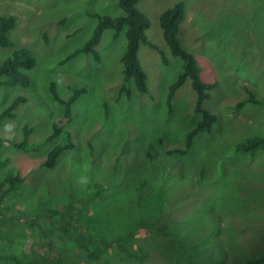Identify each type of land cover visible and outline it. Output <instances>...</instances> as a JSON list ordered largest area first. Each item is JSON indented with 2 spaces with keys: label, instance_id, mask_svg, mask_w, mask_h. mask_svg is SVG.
<instances>
[{
  "label": "rangeland",
  "instance_id": "374dc122",
  "mask_svg": "<svg viewBox=\"0 0 264 264\" xmlns=\"http://www.w3.org/2000/svg\"><path fill=\"white\" fill-rule=\"evenodd\" d=\"M179 1L185 4L180 44L195 56L201 79L216 83L203 101L216 121L209 131L196 134L187 154L163 156L166 149L183 147L187 132L200 119L189 78L167 106L168 88L182 72L183 60L170 53L159 15ZM138 9L149 21L147 40L163 54L140 45L138 60L148 91L128 85L127 97L119 96L125 29L117 37L110 29L104 31L95 47L97 60L81 53L60 64L90 37L97 19L89 14L120 15L118 0H0V15L16 18L9 33L13 46L0 47V62L22 47L36 59L27 71V86L0 85V113L17 96L25 98L13 117H0V180L15 173L25 177L17 190L3 196L0 190V256L30 264H41V255L52 257L39 227L27 225L38 209L48 204L61 209L64 201L69 211L81 203L82 218L92 214V206L101 209L99 231L104 237L168 212L177 237L161 238L156 227L141 224L126 235L122 250L110 258L101 255L102 264L136 263L125 250L132 242L143 246L137 255L145 257L144 264H246L264 255V151H235L244 139L264 136V0H141ZM51 82L63 100L73 88L85 91L64 122L73 147L53 167H42L46 150L62 139L44 142L64 112L53 99ZM248 91L258 103L248 101ZM25 127L31 129L28 145L41 146L38 151L25 153L13 146ZM148 151L157 156L148 157ZM96 186L108 191L88 201L93 189L101 191ZM44 220L39 218L38 225ZM60 243L55 240L56 247ZM78 259L87 264L84 257Z\"/></svg>",
  "mask_w": 264,
  "mask_h": 264
},
{
  "label": "trees",
  "instance_id": "16d2710c",
  "mask_svg": "<svg viewBox=\"0 0 264 264\" xmlns=\"http://www.w3.org/2000/svg\"><path fill=\"white\" fill-rule=\"evenodd\" d=\"M140 1L141 0H118V5L122 10V13L114 17L106 14L90 13L89 16L97 19V24L94 27L90 37L81 47L75 49L62 58L60 64L71 60L81 53L91 54L93 58L97 60L98 53L95 47L98 45V42L100 41L104 31L106 29H110L113 31L114 37H117L120 31L125 29L126 47L121 57V62L123 65V82L119 89V96L125 94L127 97H129L130 94L128 85H134L138 91L146 93L148 91L147 76L139 64V47L140 45L144 44L157 50L161 55L163 52L159 47L147 40L145 31L149 27V21L148 18L138 9V3ZM184 9V2L179 1L172 7L162 11L159 15V25L162 30L163 39L169 48L170 53L173 56H178L183 60L182 72L179 74L176 81H174L168 88L167 106L168 108L171 107L170 103L175 91L184 83L187 78H189L191 87L196 93L194 111L195 113L199 114L200 119H198L194 127L187 132L183 147L166 149L163 156H182L187 154L192 148L196 134H198L201 130L209 131L210 127L216 121V116L203 107V101L210 97L208 92L215 88L216 83H208L201 79L200 68L197 64L195 56L183 48L180 44L181 42L178 37V32L180 29V24L184 19ZM15 24L16 18L14 15H0V47L13 46V43L9 37V33L14 28ZM163 60L166 62L164 57ZM35 63L36 59L30 49L22 47L14 51L11 56L3 59L0 62V85L27 86L29 84L27 71L30 70L35 65ZM50 91L52 93L53 99L63 105L64 112L60 116V119L57 120L58 123L53 122V130L51 134L46 137L44 142H50L59 136L62 139L51 148L46 150L45 159L41 163L42 167H53L62 152L73 147L71 135L69 131L65 130L64 122H68V120L71 119L72 104L82 93H84L85 89L83 87L73 88L71 90L72 94L67 100L59 98L52 82L50 83ZM248 95V101H251L252 103L259 102L251 91H248ZM24 100L25 98L22 96H17L14 98L12 102H10L8 106L0 113V117H13L14 110L16 109L17 105ZM243 103L244 101L239 102L238 106L242 105ZM30 132L31 129L25 127L23 138L18 142H13V146L17 150L25 153L35 152L41 147L36 145L31 148V146L28 145V137ZM258 150L264 151V136L259 134L258 136L248 137L235 145V151L238 153H254ZM156 153L157 152L151 153L148 151L147 156L153 158L157 156ZM24 178L18 173L5 175L4 178L0 180V190L2 191L1 196L17 190L21 183H23ZM90 181L92 183L94 182L93 176L91 177ZM141 186H144V181L142 180L140 181L138 188L140 189ZM95 189H99L101 191L94 193L93 189L92 194H90V198L88 197V201L90 200L95 202L103 194H101L102 191H108V187L105 186H96ZM68 205V202L64 201L61 205L62 208L57 209L55 206L48 204L42 209H38V215L32 216L31 221L27 225L28 228L33 230L39 227V234L42 237V240H44L47 244V252H53L52 257L41 255V257L38 258L42 261L41 264H59L58 261H61L62 264H81L80 259H78L80 256L85 258L87 264L92 261L96 262L97 264H102L103 261H101V255L104 254L110 258L109 255L113 251L122 250L123 246L125 245L123 242L126 235H133L141 224H144L145 226L152 229L156 227L159 230L158 235L161 238L164 237L165 234L172 238L177 237L175 235L176 230L173 228L175 226L172 223H169L170 218L167 215L168 212L164 213L162 216H159V219L157 218L156 221L149 218L147 219V221L150 220L149 222L140 221L139 224H137L134 228L126 225L123 226L121 230L110 233L108 236L104 237L99 231L102 216L101 209L92 206V214L89 217L82 218L80 212L78 211L81 203L77 202V205L71 211H69ZM39 218L45 219L43 224L38 225ZM48 221L49 223L51 222L49 226L46 225ZM88 229H91L92 233H89ZM51 232L52 235H49ZM210 236L211 234H209V238ZM58 239L61 240V243L56 247L55 240ZM213 240L218 241L216 235H214ZM198 243V241H188V244L196 245ZM134 244L135 243L132 242L125 246L128 256L132 257L133 259H138L136 263L132 261L129 264H144L145 257L137 255V253L141 252L139 249L143 248V246L136 244L137 247H135ZM203 247L206 248V245L203 244ZM33 254H30L31 257H35V253ZM117 256H113V258ZM53 258H55L57 262L53 261ZM2 260H11L16 264H30V262L24 258L23 260L27 263L10 255L5 257L0 256V261ZM263 263L264 255L255 256L249 260H246V264ZM186 264H192V262L189 261Z\"/></svg>",
  "mask_w": 264,
  "mask_h": 264
}]
</instances>
